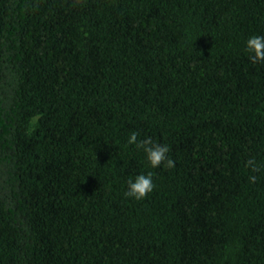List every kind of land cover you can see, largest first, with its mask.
Returning <instances> with one entry per match:
<instances>
[{
    "label": "trees",
    "instance_id": "obj_1",
    "mask_svg": "<svg viewBox=\"0 0 264 264\" xmlns=\"http://www.w3.org/2000/svg\"><path fill=\"white\" fill-rule=\"evenodd\" d=\"M253 33L264 0H0V264H264Z\"/></svg>",
    "mask_w": 264,
    "mask_h": 264
},
{
    "label": "clouds",
    "instance_id": "obj_2",
    "mask_svg": "<svg viewBox=\"0 0 264 264\" xmlns=\"http://www.w3.org/2000/svg\"><path fill=\"white\" fill-rule=\"evenodd\" d=\"M244 51L253 63H264V34H250L243 42ZM39 116L32 117V125L35 126ZM127 144L134 145L138 151L143 153L144 161L148 169L158 167L173 168L175 161L169 155V146L166 143H159L150 136H141L137 130L130 131L127 136ZM246 166L252 172L259 171L260 165L254 158L246 161ZM250 182H255L257 177L250 175ZM155 188L154 173L151 170L140 171L135 175L129 176L125 181V190L123 195L126 198L142 200L146 198Z\"/></svg>",
    "mask_w": 264,
    "mask_h": 264
}]
</instances>
